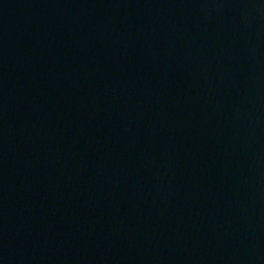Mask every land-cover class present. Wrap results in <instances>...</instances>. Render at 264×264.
<instances>
[{
  "label": "water",
  "instance_id": "obj_1",
  "mask_svg": "<svg viewBox=\"0 0 264 264\" xmlns=\"http://www.w3.org/2000/svg\"><path fill=\"white\" fill-rule=\"evenodd\" d=\"M0 264H264V0H0Z\"/></svg>",
  "mask_w": 264,
  "mask_h": 264
}]
</instances>
